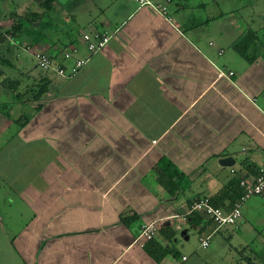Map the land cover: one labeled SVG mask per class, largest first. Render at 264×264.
Instances as JSON below:
<instances>
[{"label": "crops", "instance_id": "0c3cea01", "mask_svg": "<svg viewBox=\"0 0 264 264\" xmlns=\"http://www.w3.org/2000/svg\"><path fill=\"white\" fill-rule=\"evenodd\" d=\"M3 1L0 33L13 12L43 14L32 24L41 35L0 43V70L26 93L25 104L0 113V133L10 132L3 144L13 141L28 160L17 190L27 216L0 215L16 226L6 261L264 264L262 198L243 201L240 220L216 231L189 210L192 200L215 196L227 207L226 185L254 175L243 163L264 165V0H53L47 11L45 0H19L7 14ZM246 31L251 42L237 43ZM94 32L111 38L74 76L35 66L42 52L69 69L86 54L81 34ZM43 82L48 90L31 100ZM9 101L0 85V104ZM23 113L31 118L18 128ZM227 157L234 163L221 165ZM162 159L182 174L174 195L155 180ZM145 223L173 251L159 262L145 250ZM208 234L202 249L198 239Z\"/></svg>", "mask_w": 264, "mask_h": 264}, {"label": "trees", "instance_id": "16d2710c", "mask_svg": "<svg viewBox=\"0 0 264 264\" xmlns=\"http://www.w3.org/2000/svg\"><path fill=\"white\" fill-rule=\"evenodd\" d=\"M53 0H45L43 3L40 4V6L44 9V11H47L50 9V6L52 4ZM10 18L13 19V23L10 25V28L8 30H5V32L0 33V43H3L8 41L7 35L12 36L13 34L20 33L21 35H41L39 32L35 31L32 28V24L34 21L41 19L43 17V14L40 13H33L28 12L27 14H17L15 12L10 14ZM43 35V34H42ZM253 35L252 31H246L245 34L241 35V37L238 39L237 43H250L252 39H250ZM245 54L243 51L241 52ZM246 55V54H245ZM35 66L40 69L36 64ZM61 67H63L60 64ZM64 68V67H63ZM43 71L42 69H40ZM0 85L7 89L10 93V101L7 103L0 104V113L3 116H9V111L11 108L17 104L20 103L25 104L26 101L25 94L18 91L19 81H17L15 78L6 77L4 76L3 72L0 70ZM46 83L39 84V87L37 90L30 89L29 98L31 100H39L41 96L48 90ZM35 92V94H33ZM31 116L28 113H23L20 115V117L14 119V123H16L18 128H22L29 120ZM245 165V168L250 171L248 173L254 174L253 176H256L258 169L252 168L249 165H247L245 162L243 163ZM153 174L155 177L156 182L161 185L170 195H174L177 192V186L174 182L175 176H182L181 173H179L172 164L165 159L160 160L155 167L153 168ZM246 177H241L240 179H243ZM226 190L223 192V195L229 199V203L227 207H223L224 210H230L233 205L237 202H239L240 197L242 196L243 190L239 185V179L232 182L230 181L228 185H226ZM218 201H222V197H213L210 199V202L213 206L219 207ZM221 208V207H220ZM197 217L198 222L202 219L201 216L193 214V218ZM123 222H127L126 219H122ZM167 228V227H166ZM159 232L163 236H167V238H171L173 236V232L170 231V235L167 234L166 229H160ZM145 250L147 253L156 261L159 262L166 254H169L173 252L170 249H167L163 247L155 238L147 241L145 244ZM250 264H253L250 262Z\"/></svg>", "mask_w": 264, "mask_h": 264}, {"label": "built area", "instance_id": "2783aa9c", "mask_svg": "<svg viewBox=\"0 0 264 264\" xmlns=\"http://www.w3.org/2000/svg\"><path fill=\"white\" fill-rule=\"evenodd\" d=\"M131 1L140 6L150 4L146 0ZM110 38L111 35L107 33H83L81 35V43H84L86 54L81 58H76L69 69L56 64L52 57L42 52L34 54L36 65L43 71H52L63 78H70L89 61L94 53L104 48ZM77 52L78 48L73 47L69 52L63 54V58H69ZM239 185L243 190L242 196L239 202L235 203L230 210L215 207L211 204L208 197H203L191 201L189 205L190 212L210 221L214 226V231L236 224L241 218L240 205L243 201L252 196H258L264 200V165L258 169L256 176L240 179ZM157 230V227L153 223H145L141 226L140 236L143 237L145 241H149L157 234ZM210 238L211 234L199 237L198 241L200 248L205 249L208 247ZM183 259L185 258L183 257Z\"/></svg>", "mask_w": 264, "mask_h": 264}, {"label": "rangeland", "instance_id": "374dc122", "mask_svg": "<svg viewBox=\"0 0 264 264\" xmlns=\"http://www.w3.org/2000/svg\"><path fill=\"white\" fill-rule=\"evenodd\" d=\"M18 1L19 0L3 1L4 3H6L3 5L6 14L9 13V9H15L14 7L17 6ZM9 2L13 4L11 5L12 7L8 5ZM39 2L42 1L35 2L34 6L30 7L32 8L30 10L33 11L35 9V5H37ZM10 23H13V19H10L9 24ZM73 26L72 29H78V27L74 28ZM79 28H81V26ZM9 38L11 41H14V37L7 35V39ZM25 50L27 51V49ZM1 130L2 129L0 128V131ZM8 134H10V132H7L4 135L0 133V151L2 148H4L2 150V153L0 154V215H3L4 218L6 217L8 219H13L15 217H18V211H20V213H22L24 217L27 216L19 200L17 190L22 183V179L20 178L18 173L22 169L23 165L28 163V160L21 158L20 154L18 153L17 147H14L15 145L13 141L7 145L3 144V141L6 139V136ZM3 223L0 221V264H10L9 261H6L9 260V256L6 255L9 251L6 247V243L10 239L8 230H14L16 226L14 222H11V225L8 223L3 225Z\"/></svg>", "mask_w": 264, "mask_h": 264}, {"label": "water", "instance_id": "95a60500", "mask_svg": "<svg viewBox=\"0 0 264 264\" xmlns=\"http://www.w3.org/2000/svg\"><path fill=\"white\" fill-rule=\"evenodd\" d=\"M219 163L224 166H231L234 163V161L233 159L227 157V158L220 159Z\"/></svg>", "mask_w": 264, "mask_h": 264}]
</instances>
